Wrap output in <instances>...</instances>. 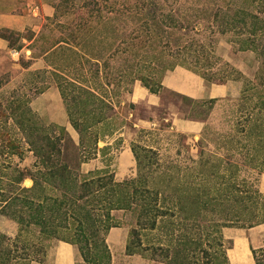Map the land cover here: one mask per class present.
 <instances>
[{"label":"rangeland","instance_id":"obj_1","mask_svg":"<svg viewBox=\"0 0 264 264\" xmlns=\"http://www.w3.org/2000/svg\"><path fill=\"white\" fill-rule=\"evenodd\" d=\"M77 1L80 3V0ZM182 1L187 8L196 2ZM57 5L59 7L56 10ZM81 5L71 11L69 4H64L63 0H0V39L7 43L6 49H0V191H6V181H13L15 170H40L23 135L21 123H18L24 120L27 126L33 118L35 123L42 125L45 132L62 138L61 161L77 171L81 179L113 174L116 182H124L141 177L145 187L159 193L164 214L157 220L154 230L141 234L142 245L149 250L142 256L128 257L125 252L127 242L124 245L122 240V244L117 245L107 241L112 256L111 264H163L159 260L162 255L159 251L154 252L155 248L174 247L181 235H198L201 231H204V235L212 233V239L209 238V242L204 245L208 252H226L230 246L224 239L222 249L215 245L214 239L220 233L212 232L214 220L208 207H201L202 224H182V219L175 215L177 209L172 200L177 199L174 195L176 188L182 190L185 198L190 190L194 191L193 186L184 181L190 177H201L202 186H205L209 194L216 192V182L220 177L236 180L240 185L237 188L241 191L250 187L257 189L259 176L264 173V74L263 71L258 72L260 63L256 55L252 52H236L227 38H217L218 44L213 51L215 61L221 59L242 76H232L225 84H216H231L235 94L212 99L213 102L210 99H192L164 86L165 78L176 68L160 80L162 89L158 94H153L157 101L152 103L145 97L135 96L137 88L152 94L139 81L131 84L129 77L124 75L121 80L115 79L108 85L102 77V70L100 78L86 73L89 83L83 82L78 86L89 87L112 109L100 110L96 109V105H93V109L91 107V110L108 114L109 120L94 129L99 133L95 147L80 151L83 149L80 136L69 121L58 88V82L62 80L53 73L55 66H64L74 61L72 67L65 69L66 72H62L61 76L63 79L67 77L65 79L82 82L80 72L76 71L80 65L68 50L81 49L77 44L83 45V41L67 35V30H70L71 25L75 26L80 15L87 13L86 7ZM125 18L118 17L110 24V29L100 28L101 45L95 37L98 34L87 36L88 49L99 50L100 47L104 53L109 38L118 37L119 33H115L119 31L118 21ZM66 26L69 29H65ZM129 26L135 29L138 23L128 22L125 28ZM206 29L201 27L202 32ZM4 36L12 40L21 36L22 50L10 49V41L3 39ZM208 37V31L203 32L204 46L210 50ZM62 39L65 42L58 45ZM81 52L86 51L81 49ZM248 82L251 84L247 85ZM255 85L256 89L251 90L250 87ZM245 88L249 89L243 94ZM98 98L92 101L102 103ZM251 117H254L256 123L251 121ZM188 125L193 126V129L189 130ZM133 147H138L140 152L143 149L151 151L142 155L144 166L137 165ZM81 159L84 163H81ZM32 184L31 179L26 178L21 186L30 188ZM3 205L4 202L0 211ZM186 213L191 215L189 203ZM111 215L114 222L119 224L117 228L125 229L129 234L134 220L130 213L119 210L113 211ZM18 231V224L0 213V233L13 239ZM45 244L47 253L45 257L42 255L43 263L19 258L17 264H81L75 246L60 241ZM19 253H22L21 250ZM195 260L205 261L203 258L197 260V256Z\"/></svg>","mask_w":264,"mask_h":264},{"label":"trees","instance_id":"obj_2","mask_svg":"<svg viewBox=\"0 0 264 264\" xmlns=\"http://www.w3.org/2000/svg\"><path fill=\"white\" fill-rule=\"evenodd\" d=\"M81 1L63 0L64 4H69L71 11L80 4L87 10V13L80 15L75 26L71 25L70 30H67L69 37H78L83 41V45L77 46L86 51L68 50L80 65L76 71L80 72L82 82L65 79L67 77L63 79L61 76L62 72H66L65 69L72 67L74 61L64 66L52 64L55 66L53 74L62 80L58 82V88L69 121L80 136V145L83 147L80 151L95 147L99 133L94 129L109 120L108 114L91 110V107L93 109V105H96V109H112L89 87L78 86L83 82L89 83L86 73L100 78L102 70V77L108 85L125 75L131 84L139 81L152 94L160 92V80L177 67L199 75L208 84H225L232 76H242L230 64L214 59L217 38H227L236 52L254 53L260 63L258 72L263 71L264 74V2L196 0L187 8L182 0ZM118 17L126 18L118 21L119 28H116L119 31L115 32L119 33L118 37L109 38L106 51L103 53L100 47L99 50H89L86 38L98 34L95 37L100 45L103 44L99 38L100 28H112L110 24ZM128 22L138 23V27L125 28ZM201 27L207 28L203 32L209 33L207 39L210 50L204 46ZM65 29H69V26ZM2 38L10 41V49L22 50L21 36L14 40L8 36ZM62 42L65 41L62 39L58 45ZM95 64L96 67H93ZM248 89L245 88L243 94ZM250 89H256V85ZM96 98L102 103L92 101ZM29 114L33 116L32 112ZM30 121L31 124L27 126L24 120L18 123H21L23 135L40 170H15L13 181H6V191H0V206L4 202L1 215L15 221L19 227L13 239L0 233V264H17L19 258L43 263L42 255L45 257L47 253L45 243L49 241L75 246L81 264H111L107 236L111 229L119 227L111 215L113 211L119 210L130 213L134 219L128 234L126 255L142 256L147 252L149 249L143 247L141 234L154 230L157 220L164 214L159 193L145 187L141 177L124 182H116L113 174L81 179L77 171L61 161L62 138L45 132L33 118ZM251 121L256 123L254 117H251ZM132 152L137 165L142 167L143 153L151 151L143 149L140 152L138 147H133ZM81 163H84L83 159ZM26 178L33 183L30 188L21 186ZM220 178L221 181L218 179L216 182V192L212 194L207 193L205 186H202L201 177L186 178L184 181L192 185L194 191L190 190L185 198L182 190L176 188L174 195L177 199L172 200L178 213L174 214L182 219V224H202L201 207H208L214 220L212 232L220 233L214 239L218 249L223 247V228L248 229L264 224V196L252 187L239 190L240 185L236 180ZM188 203L191 204L190 216L186 213ZM211 235V232L204 235V231L198 235L184 234L176 240L174 247H158L154 252H160L162 258L159 256V260L163 264H229L224 250L211 254L204 248L209 238L212 239ZM20 250L22 253H19ZM252 253L256 264H264V246L252 250ZM196 256L197 260L203 258L205 261H196Z\"/></svg>","mask_w":264,"mask_h":264},{"label":"crops","instance_id":"obj_3","mask_svg":"<svg viewBox=\"0 0 264 264\" xmlns=\"http://www.w3.org/2000/svg\"><path fill=\"white\" fill-rule=\"evenodd\" d=\"M6 48L7 43L0 39V49ZM164 86L196 100L221 99L234 93L231 84L227 86L216 84L207 85L200 77L183 68H176L171 75L167 76L164 81ZM135 96L145 97L150 103L157 101L155 95L150 94L143 88H137ZM187 128L192 130L193 126L188 125ZM257 189L264 196V173L259 176ZM127 234L128 232L125 229L113 228L107 236V241L122 244L123 240L125 245L128 237ZM222 236L230 246L226 248L229 264H256L252 250H259L264 246V224L248 229H224Z\"/></svg>","mask_w":264,"mask_h":264}]
</instances>
